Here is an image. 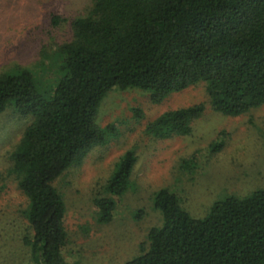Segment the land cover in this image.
I'll list each match as a JSON object with an SVG mask.
<instances>
[{"label":"trees","instance_id":"1","mask_svg":"<svg viewBox=\"0 0 264 264\" xmlns=\"http://www.w3.org/2000/svg\"><path fill=\"white\" fill-rule=\"evenodd\" d=\"M73 32L61 45L63 74L51 90H41L27 67L0 74V112L12 107L32 118L11 171L28 200L35 264H76L64 256L67 209L54 182L113 133L97 122L111 90L139 88L161 103L204 82L224 114L264 104V0H94ZM204 110H169L150 128L162 137L190 134ZM136 161L129 150L108 181L109 195L95 199L102 222L112 220ZM155 206L163 224L124 264H264V189L216 201L204 218L191 216L168 189L156 193Z\"/></svg>","mask_w":264,"mask_h":264},{"label":"rangeland","instance_id":"2","mask_svg":"<svg viewBox=\"0 0 264 264\" xmlns=\"http://www.w3.org/2000/svg\"><path fill=\"white\" fill-rule=\"evenodd\" d=\"M94 0H0V74L29 68L39 88H54L63 74L61 45L73 39V21L87 15ZM204 104L192 132L158 136L150 125L163 113ZM31 117L12 107L0 112V264H35L28 239V200L12 174L11 154ZM102 128L114 127L104 145L70 167L54 185L66 203L67 261L124 264L141 253L153 227L163 224L156 193L168 189L195 218L216 201L246 197L264 189V104L232 116L215 109L204 82L154 103L139 88L111 90L97 114ZM137 156L128 189L117 198L113 218L99 219L95 199L124 155Z\"/></svg>","mask_w":264,"mask_h":264}]
</instances>
